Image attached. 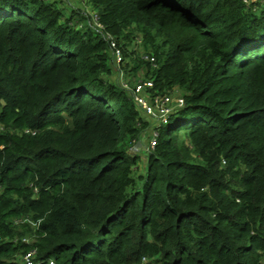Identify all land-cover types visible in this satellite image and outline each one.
I'll list each match as a JSON object with an SVG mask.
<instances>
[{"label": "trees", "instance_id": "1", "mask_svg": "<svg viewBox=\"0 0 264 264\" xmlns=\"http://www.w3.org/2000/svg\"><path fill=\"white\" fill-rule=\"evenodd\" d=\"M88 2L104 31L0 0V264H264V0ZM134 24L156 89L184 88L143 156L141 112L107 80L105 34Z\"/></svg>", "mask_w": 264, "mask_h": 264}, {"label": "rangeland", "instance_id": "2", "mask_svg": "<svg viewBox=\"0 0 264 264\" xmlns=\"http://www.w3.org/2000/svg\"><path fill=\"white\" fill-rule=\"evenodd\" d=\"M48 2L55 0H46ZM60 2L61 8H63L65 14H71L72 11H76L77 19L79 20V28L85 30H101L97 24L95 14L92 11L88 0H56ZM119 40L124 52L127 53L125 63L122 64V70L113 61V52L109 49V55L111 56V72L107 74V80L114 85H117L130 96L132 95L131 89L136 83L141 80L149 79L152 76L151 68L149 65L142 63L141 59L145 55H149L151 52L150 44H146L142 38V32L138 29L137 24H134L129 28ZM124 53V54H126ZM169 92L175 104L174 109L170 113V116L175 114L183 106V94L184 88L175 86ZM142 115V114H141ZM144 124L141 125L140 142L142 145L140 149L146 147L150 136L155 132L156 127L160 125V122L156 119L147 118L143 116ZM133 147V146H132ZM131 147V148H132ZM145 151H139L140 155L143 156ZM145 162L139 161V170H143ZM14 225L18 228L19 232L22 233L23 241L32 243L35 241L33 235L29 234L30 229H35L37 226L34 222L29 221L27 218H20L14 220ZM28 232V233H27ZM20 237L15 238V242L20 241ZM12 240L9 237L4 238L0 235L1 241ZM21 252V251H20ZM25 254H17L15 260L17 264H24Z\"/></svg>", "mask_w": 264, "mask_h": 264}, {"label": "built area", "instance_id": "3", "mask_svg": "<svg viewBox=\"0 0 264 264\" xmlns=\"http://www.w3.org/2000/svg\"><path fill=\"white\" fill-rule=\"evenodd\" d=\"M96 21L97 16L95 15ZM100 27V31H104V26L97 21ZM107 40L111 45V50L113 52V61L122 70V64L125 62L124 53L122 47L119 45L118 41L110 34H105ZM143 59L150 62L153 67H157V60L153 55H145ZM132 99L141 114L147 118L156 119L160 124L166 122L170 117V113L175 107L173 99L170 93H166L156 89L155 81L153 79H144L139 81L131 89ZM184 103V100H183ZM158 132H155L150 136L148 144L141 150L137 145L131 148L132 152L145 151L148 152L157 145ZM36 251L31 250L27 252L24 256V264H37L36 263ZM50 264H55L54 259L49 260Z\"/></svg>", "mask_w": 264, "mask_h": 264}, {"label": "water", "instance_id": "4", "mask_svg": "<svg viewBox=\"0 0 264 264\" xmlns=\"http://www.w3.org/2000/svg\"><path fill=\"white\" fill-rule=\"evenodd\" d=\"M141 145H142V143H141V142H138V143H137V146H138V147H140Z\"/></svg>", "mask_w": 264, "mask_h": 264}]
</instances>
